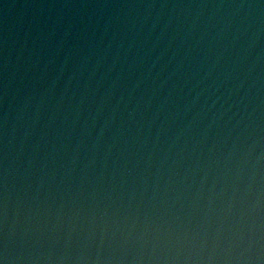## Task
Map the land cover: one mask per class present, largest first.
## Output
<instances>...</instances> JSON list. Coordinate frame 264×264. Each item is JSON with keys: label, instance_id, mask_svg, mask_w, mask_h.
<instances>
[{"label": "water", "instance_id": "water-1", "mask_svg": "<svg viewBox=\"0 0 264 264\" xmlns=\"http://www.w3.org/2000/svg\"><path fill=\"white\" fill-rule=\"evenodd\" d=\"M264 264V0H0V260Z\"/></svg>", "mask_w": 264, "mask_h": 264}, {"label": "clouds", "instance_id": "clouds-1", "mask_svg": "<svg viewBox=\"0 0 264 264\" xmlns=\"http://www.w3.org/2000/svg\"><path fill=\"white\" fill-rule=\"evenodd\" d=\"M6 257H5V259H3V260H0V264H6Z\"/></svg>", "mask_w": 264, "mask_h": 264}]
</instances>
